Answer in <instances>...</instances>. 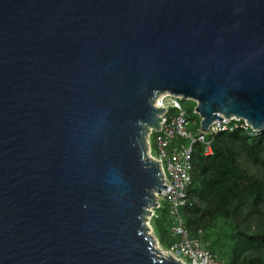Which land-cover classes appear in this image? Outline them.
Here are the masks:
<instances>
[{
	"label": "water",
	"instance_id": "95a60500",
	"mask_svg": "<svg viewBox=\"0 0 264 264\" xmlns=\"http://www.w3.org/2000/svg\"><path fill=\"white\" fill-rule=\"evenodd\" d=\"M164 94L264 134V0H0V264H183L148 224Z\"/></svg>",
	"mask_w": 264,
	"mask_h": 264
},
{
	"label": "trees",
	"instance_id": "16d2710c",
	"mask_svg": "<svg viewBox=\"0 0 264 264\" xmlns=\"http://www.w3.org/2000/svg\"><path fill=\"white\" fill-rule=\"evenodd\" d=\"M196 132L201 119L196 104L183 102ZM212 154L199 144L194 154L189 203L182 216L191 232L204 233L209 250L227 264H264V134L241 128L209 137ZM167 204L153 219L162 248L177 240Z\"/></svg>",
	"mask_w": 264,
	"mask_h": 264
},
{
	"label": "built area",
	"instance_id": "2783aa9c",
	"mask_svg": "<svg viewBox=\"0 0 264 264\" xmlns=\"http://www.w3.org/2000/svg\"><path fill=\"white\" fill-rule=\"evenodd\" d=\"M155 106L164 108L166 113L162 116L161 131H152L150 134L149 155L160 163L167 188L158 195L159 208L153 211L148 224L161 208L160 200L165 201L174 220L171 234L177 240L168 250L171 256L183 264H223L218 256L209 250L202 233L195 236L182 216L183 209L189 203L188 191L192 185L195 150L201 144L205 148V155H210L212 141L209 137L233 132L238 128L260 133L254 131L245 121L237 119L216 121L208 134H204L201 128L194 132L191 126L196 123L188 119L187 109L180 97L161 95Z\"/></svg>",
	"mask_w": 264,
	"mask_h": 264
},
{
	"label": "rangeland",
	"instance_id": "374dc122",
	"mask_svg": "<svg viewBox=\"0 0 264 264\" xmlns=\"http://www.w3.org/2000/svg\"><path fill=\"white\" fill-rule=\"evenodd\" d=\"M160 202H161V204H166V202L165 201H161L160 200ZM150 227H152L153 228V220H152V222H150ZM154 230V229H153ZM202 233V231H199V233ZM152 234V236H154V237H156V234H155V232L153 231V233H151ZM202 237H203V239L207 242V244H210V242L208 241V239L206 238V236L204 237V233H202ZM157 238V237H156ZM158 239V238H157ZM158 241H159V239H158ZM159 245H160V242H159ZM161 246V245H160ZM162 247V246H161ZM164 249V248H163ZM164 251H166V252H168V250L165 248L164 249ZM169 253V252H168ZM218 258L222 261V263L223 264H227L226 263V261L224 260V259H222V258H220L219 256H218Z\"/></svg>",
	"mask_w": 264,
	"mask_h": 264
},
{
	"label": "bare ground",
	"instance_id": "6f19581e",
	"mask_svg": "<svg viewBox=\"0 0 264 264\" xmlns=\"http://www.w3.org/2000/svg\"><path fill=\"white\" fill-rule=\"evenodd\" d=\"M151 233H153L152 232V230H150V234ZM152 235V234H151ZM155 246H156V250H157V254L160 256V257H162V258H165V259H167V258H170L171 257V254L170 253H168V252H166V251H164V249L160 246V245H158V244H155ZM160 253V254H159ZM165 256H164V255ZM167 256V257H166Z\"/></svg>",
	"mask_w": 264,
	"mask_h": 264
},
{
	"label": "crops",
	"instance_id": "0c3cea01",
	"mask_svg": "<svg viewBox=\"0 0 264 264\" xmlns=\"http://www.w3.org/2000/svg\"><path fill=\"white\" fill-rule=\"evenodd\" d=\"M212 154V153H211Z\"/></svg>",
	"mask_w": 264,
	"mask_h": 264
}]
</instances>
